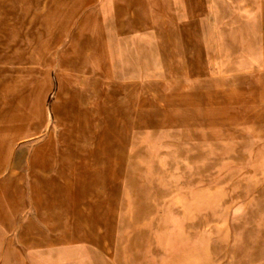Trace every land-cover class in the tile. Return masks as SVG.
Wrapping results in <instances>:
<instances>
[{
  "label": "rangeland",
  "instance_id": "1",
  "mask_svg": "<svg viewBox=\"0 0 264 264\" xmlns=\"http://www.w3.org/2000/svg\"><path fill=\"white\" fill-rule=\"evenodd\" d=\"M180 1L0 0V264H264V0Z\"/></svg>",
  "mask_w": 264,
  "mask_h": 264
},
{
  "label": "bare ground",
  "instance_id": "2",
  "mask_svg": "<svg viewBox=\"0 0 264 264\" xmlns=\"http://www.w3.org/2000/svg\"><path fill=\"white\" fill-rule=\"evenodd\" d=\"M12 1V0H11ZM161 1V0H160ZM180 1V0H179ZM216 1V0H215ZM181 2V1H180ZM201 2V1H200ZM218 2H219V0H218ZM12 3V2H11ZM161 3V2H160ZM174 3V2H173ZM172 3V4H173ZM224 3V2H223ZM37 4V3H36ZM42 4H43V2H42ZM222 4V3H221ZM8 5V4H7ZM48 5V4H47ZM218 5V4H217ZM43 6V5H42ZM57 6V5H56ZM76 6V5H75ZM162 6V5H161ZM181 6V5H180ZM226 6V5H225ZM67 7V6H66ZM76 7H78V5L76 6ZM80 7V6H79ZM255 7V6H254ZM65 8V7H64ZM71 8V7H70ZM74 8V7H73ZM220 8H222V7H220ZM229 8V7H228ZM252 8V7H251ZM76 9V8H75ZM207 10V9H206ZM223 10V9H222ZM225 10V9H224ZM43 11V10H42ZM68 11V10H67ZM71 11V10H70ZM230 11V10H229ZM41 12V11H40ZM47 12V11H46ZM222 12H224V11H222ZM55 13V12H54ZM57 13H58V11H57ZM217 13V12H216ZM45 14V13H44ZM63 14V13H62ZM73 14V13H72ZM230 14V13H229ZM43 15V14H42ZM33 16V15H32ZM37 16V15H36ZM64 16V15H63ZM225 16H226V14H225ZM227 17V16H226ZM31 18V17H30ZM74 18V17H73ZM164 18V17H163ZM40 19V18H39ZM51 19V18H50ZM65 19V18H64ZM63 19V20H64ZM228 19V18H227ZM30 20V19H29ZM32 20V19H31ZM219 20V19H218ZM71 21V20H70ZM246 21V20H245ZM31 21H29V23H30ZM35 22V21H34ZM33 22V23H34ZM39 22V21H38ZM51 22V21H50ZM240 22V21H239ZM243 22H244V20H243ZM248 22V21H247ZM28 23V24H29ZM70 23V22H69ZM238 22H236V24H237ZM27 24V25H28ZM37 24H39V23H37ZM49 24V23H48ZM57 24H58V22H57ZM44 25V24H43ZM56 25V24H55ZM34 26V25H33ZM57 26V25H56ZM56 26H55V28H56ZM86 26V25H85ZM90 26V25H89ZM93 26V25H92ZM107 26V25H106ZM39 27H40V25H39ZM94 27V26H93ZM114 27V26H113ZM171 27V26H170ZM32 28V27H31ZM47 28V27H46ZM89 28V27H88ZM90 29H92V28H90ZM94 29V28H93ZM98 29V28H97ZM103 29V28H102ZM108 28H106V30H107ZM114 29V28H113ZM254 30H253V32H252V39H253V41H254V44L255 43H257L258 41H260V39H261V30H260V28H258V27H254L253 28ZM32 30V29H31ZM47 30V29H46ZM84 30V29H83ZM82 30V31H83ZM85 30H86V28H85ZM105 30V31H106ZM159 30V29H158ZM227 30V29H226ZM225 30V32H227ZM48 31V30H47ZM88 31V30H87ZM251 31V30H250ZM34 32V31H33ZM55 32V31H54ZM103 32V31H102ZM39 33V32H38ZM98 33V32H97ZM263 33H264V31H263ZM92 34V33H91ZM105 34V33H104ZM227 34V33H226ZM45 35V34H44ZM57 35V34H56ZM162 35V34H161ZM25 36V35H24ZM36 36V35H35ZM90 36H92V35H90ZM38 37V36H37ZM78 37V36H77ZM106 37V36H105ZM108 37V36H107ZM44 38V37H43ZM88 38H89V35H88ZM112 38V37H111ZM114 38V37H113ZM46 39H48V38H46ZM87 39V38H86ZM110 39V38H109ZM21 40V39H20ZM35 40V39H34ZM44 40V39H43ZM53 40V39H52ZM51 40V41H52ZM56 40V39H55ZM90 40V39H89ZM105 40V39H104ZM115 40V39H114ZM85 41V40H84ZM88 41V40H87ZM91 41H92V39H91ZM90 41V42H91ZM95 41V40H94ZM100 41H101V39H100ZM42 42V41H41ZM99 42V41H98ZM106 42V41H105ZM226 42H227V40H226ZM39 43V42H38ZM104 43V42H103ZM114 43V42H113ZM229 43V42H228ZM19 44V43H18ZM27 44V43H26ZM85 44V43H84ZM95 44V43H94ZM237 45L236 46H238V43H236ZM86 45V44H85ZM88 45V44H87ZM101 45V44H100ZM35 46V45H34ZM73 46V45H72ZM80 46V45H79ZM95 46V45H94ZM227 47L229 46V45H226ZM23 47V46H22ZM37 47V46H36ZM42 47V46H41ZM82 47H84V46H82ZM88 47V46H87ZM87 47H85V48H87ZM242 48V47H241ZM75 49H77V48H75ZM88 49V48H87ZM235 49V48H234ZM240 49V48H239ZM35 50H36V48H35ZM100 50V49H99ZM32 51H33V47H32ZM75 51H77V50H75ZM81 51V50H80ZM105 51V50H104ZM86 52V51H85ZM85 52H82V53H85ZM107 52V51H106ZM79 53V52H78ZM93 53V52H92ZM98 53V52H97ZM100 53V52H99ZM233 53V52H232ZM67 54V53H66ZM73 54V53H72ZM234 54V53H233ZM32 55V54H31ZM78 55V54H77ZM94 55V54H93ZM109 55V54H108ZM224 55V54H223ZM222 55V56H223ZM29 56V55H28ZM69 56V55H68ZM80 57H81V55H79ZM105 56H106V54H105ZM232 56V55H231ZM33 57V56H32ZM78 56H76L75 57V59L77 58ZM101 57V56H100ZM103 57V56H102ZM42 58V57H41ZM79 58V57H78ZM71 59V58H70ZM77 60V59H76ZM108 60H110V59H108ZM102 61V60H101ZM107 61V60H106ZM235 61V59L232 61V62H234ZM73 62V61H72ZM76 62V61H75ZM110 62V61H109ZM83 63V62H82ZM84 63H85V60H84ZM97 63V62H96ZM106 63V62H105ZM69 64V63H68ZM72 64V63H71ZM88 64V63H87ZM76 65V64H75ZM78 65V64H77ZM95 65V64H94ZM93 65V66H94ZM97 65V64H96ZM108 65V64H107ZM92 66V67H93ZM118 66H119V64H118ZM121 66V65H120ZM63 67V66H62ZM69 67V66H68ZM72 67H73V65H72ZM74 68V67H73ZM94 68V67H93ZM98 68V67H97ZM105 68V67H104ZM72 69V68H71ZM90 69V68H89ZM89 69H84V70H89ZM10 70V69H9ZM83 70V71H84ZM97 70V69H96ZM242 70H243V68H242ZM76 71V70H75ZM136 71H137V69H136ZM245 71V70H244ZM103 72V71H102ZM167 72V71H166ZM243 72V71H242ZM21 75V74H20ZM168 76V75H167ZM3 77H4V75H3ZM23 78H24V76H22ZM169 77V76H168ZM27 78V77H26ZM80 78V77H79ZM179 78V77H178ZM10 79V78H9ZM34 79V78H33ZM82 79V78H81ZM19 81V80H18ZM24 81H26V80H24ZM32 81V80H31ZM39 81V80H38ZM22 82V81H21ZM181 83V82H180ZM36 87V86H35ZM2 88V87H1ZM37 90H38V88H37ZM27 92V91H26ZM35 94V93H34ZM28 96V95H27ZM17 98V97H16ZM6 99V98H5ZM28 100V99H27ZM199 100H200V98H199ZM169 101V100H168ZM178 101V100H177ZM165 102V101H164ZM76 103V102H75ZM31 104V103H30ZM165 104V103H164ZM170 104V103H169ZM172 104V103H171ZM178 104V103H177ZM175 105V104H174ZM179 105H181V104H179ZM166 106V105H165ZM168 106V105H167ZM47 107V106H46ZM178 107V106H177ZM228 107V106H227ZM190 108V107H189ZM243 108V107H242ZM171 110V109H170ZM178 110H180V109H178ZM195 110V109H194ZM219 111V110H218ZM223 111H224V109H223ZM86 112V111H85ZM196 112V111H195ZM250 112V111H249ZM188 113V112H187ZM192 113V112H191ZM2 115V114H1ZM97 116V115H96ZM25 117V116H24ZM178 119V118H177ZM245 119V118H244ZM188 120V119H187ZM246 120V119H245ZM26 122V121H25ZM173 122V121H172ZM230 122V121H229ZM29 123V122H28ZM171 123V122H170ZM169 123V124H170ZM232 123V122H231ZM25 125V124H24ZM168 126V125H167ZM232 128V127H231ZM237 128V127H236ZM233 129H235V128H233ZM223 130H224V128H223ZM226 130V129H225ZM228 130H229V128H228ZM241 130V129H240ZM245 130V129H244ZM13 131V130H12ZM11 131V132H12ZM232 131V130H231ZM234 131V130H233ZM237 131H239V130H237ZM253 131V130H252ZM190 132V131H189ZM230 133V132H229ZM193 134V133H192ZM209 134V133H208ZM194 136V135H193ZM200 136V135H199ZM237 136H239L240 137V135H237ZM244 136V135H243ZM246 137V136H245ZM200 138V137H199ZM251 138H253V132H252V134H251ZM227 140V139H226ZM247 140V139H246ZM184 142H185V140H183ZM21 142V141H20ZM225 142V141H224ZM245 142V141H244ZM213 144V143H212ZM247 144V143H246ZM249 144V143H248ZM251 144V143H250ZM16 145H18V144H16ZM210 145V144H209ZM242 145H244V144H242ZM195 146V145H194ZM199 146V145H198ZM217 146H219V145H217ZM193 147V146H192ZM201 147V146H200ZM247 147V146H246ZM191 148V147H190ZM236 148H239V147H236ZM180 149H182V148H180ZM198 149V148H197ZM203 149V148H202ZM183 150V149H182ZM199 151V150H198ZM21 152H24V151H21ZM5 153V152H4ZM13 154V153H12ZM196 154V153H195ZM8 155V154H7ZM11 155V154H10ZM235 156V155H234ZM236 156H238V155H236ZM193 157V156H192ZM3 158H4V156H3ZM11 158V157H10ZM194 158V157H193ZM192 158V159H193ZM196 158V157H195ZM234 158V157H233ZM8 159V158H7ZM194 160V159H193ZM199 160V159H198ZM9 161V160H8ZM5 162V161H4ZM7 162V161H6ZM5 162V163H6ZM14 162V161H13ZM8 164V163H7ZM10 164V163H9ZM15 165V164H14ZM8 166V165H7ZM7 166H6V168H7ZM6 171V170H5ZM11 174V173H10ZM12 174H14V173H12ZM3 176H4V174H3ZM162 198V197H161ZM62 204V203H61ZM88 219V218H87ZM85 220V219H84ZM114 264V263H113Z\"/></svg>",
  "mask_w": 264,
  "mask_h": 264
}]
</instances>
